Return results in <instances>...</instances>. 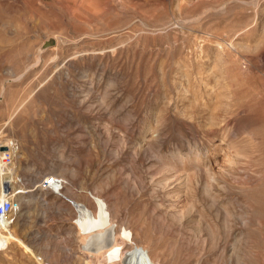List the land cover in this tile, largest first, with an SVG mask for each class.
I'll list each match as a JSON object with an SVG mask.
<instances>
[{
  "label": "rangeland",
  "instance_id": "1",
  "mask_svg": "<svg viewBox=\"0 0 264 264\" xmlns=\"http://www.w3.org/2000/svg\"><path fill=\"white\" fill-rule=\"evenodd\" d=\"M230 41L236 60L212 71ZM262 115L264 0H0V131L25 184L0 221V264H264ZM222 140L247 156L222 195L227 239L221 207L180 235L155 227L154 154Z\"/></svg>",
  "mask_w": 264,
  "mask_h": 264
},
{
  "label": "bare ground",
  "instance_id": "2",
  "mask_svg": "<svg viewBox=\"0 0 264 264\" xmlns=\"http://www.w3.org/2000/svg\"><path fill=\"white\" fill-rule=\"evenodd\" d=\"M246 3H248V1ZM250 4H255V3L250 2L249 5ZM236 46L237 44L235 45V42L230 41V43H227L225 47L223 48L219 47V49L215 52H213L214 50L211 51V56L209 54L208 58L211 62H213V66L211 68L212 71L214 68V70L216 69L217 71H219V73H222V72L224 73L227 71V69H229V66L231 65V63H233L236 60L233 54L234 53L233 50H235ZM204 56L205 54L203 55V51H200L199 53L196 54L195 58L197 59L198 63H204L203 61ZM201 73L204 74L203 72ZM197 74L199 75V73ZM201 77H203V75ZM203 82L205 83V84L203 83V86H205L206 92H209L207 94H210L211 88L208 85H206L207 83L206 81H203ZM198 86H202L201 83H198ZM262 116L264 117V115ZM211 118L213 119V117ZM211 118H209V120L213 122ZM261 120L264 121V119H261ZM210 124H213V123H210ZM108 138H109V135L105 131L104 133H101L99 135V141L103 142L104 144L108 141ZM153 138L155 139V137ZM142 149H145V148H142ZM154 156L156 158V162L152 164L154 171L152 173L153 175L150 177H153L155 174H157V176L155 178L153 177L152 180H150L151 186L148 189L149 191L148 193L155 205V208L159 210V212H157L158 215L156 214V218H155L157 221V224H155V227L158 226L167 231L168 230L172 231V230H175L174 227L176 225L177 227H179V235H180L182 231H189L192 229L194 230V228L196 229L199 227L200 221L202 218L204 221V215H206V212H205L206 208L213 209L216 207L217 208L221 207L222 210L225 212L226 216L228 217L226 219L224 228L221 227L223 230H222V234L220 235V237H218V240L219 239L226 240L227 235L230 234V232L233 229V225L229 221V217L232 216V213L228 209V207H226L227 206L226 204H225L226 206H224L222 202V195L226 193L227 191H229L228 182L229 181L231 182V180H234L236 176H241L242 174L241 171L244 169V164L247 163L245 159V157L247 156L244 155V153L239 149L237 145H235L234 142H230V141L223 142V140L219 141L217 144H214L211 151L209 150L202 151V150H198L197 148H189V150L183 154L179 152L178 150H174V151H171L170 153L156 152ZM249 172H252V171L249 170ZM124 186L126 187L128 186L129 188H131V190H134V191H141L145 188L140 183V181L138 182L137 180L126 181L124 183ZM231 186H236V185H231ZM158 193L161 194V197L165 199L166 203L160 202L158 198ZM234 200L233 199L227 200V202L229 203V206L234 202ZM242 207H243V210H242L241 216L244 219H247L248 215L251 212V209L248 205H245V204ZM197 213L198 215L196 216ZM6 218L7 217L2 218L0 219V221L6 223L5 222ZM214 225L215 224H212V226ZM125 227L126 225L121 226L120 230L122 231L123 229H125ZM206 230L208 231L210 230L209 226L207 225H206ZM213 231L217 232V229ZM247 238H248L247 234L243 231H240L239 233L236 234V241L240 245L245 241L247 242ZM143 254H144V250H140L138 248L136 250L132 249L130 251V256L135 259L145 258V255L143 256ZM107 257L110 258L109 255H107Z\"/></svg>",
  "mask_w": 264,
  "mask_h": 264
},
{
  "label": "built area",
  "instance_id": "3",
  "mask_svg": "<svg viewBox=\"0 0 264 264\" xmlns=\"http://www.w3.org/2000/svg\"><path fill=\"white\" fill-rule=\"evenodd\" d=\"M4 147V149H2ZM19 145L0 131V183H2V196L0 198V219L8 217L17 209L14 202L15 195L22 193L24 180L17 170L15 157ZM55 182V177L50 175L44 178L40 184L48 187ZM12 186L17 187L13 190ZM25 190V189H24Z\"/></svg>",
  "mask_w": 264,
  "mask_h": 264
},
{
  "label": "water",
  "instance_id": "4",
  "mask_svg": "<svg viewBox=\"0 0 264 264\" xmlns=\"http://www.w3.org/2000/svg\"><path fill=\"white\" fill-rule=\"evenodd\" d=\"M2 149H4V147H2Z\"/></svg>",
  "mask_w": 264,
  "mask_h": 264
}]
</instances>
